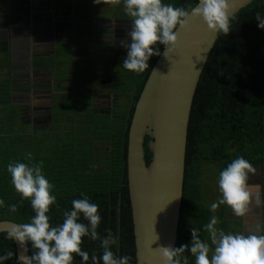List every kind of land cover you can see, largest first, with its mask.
I'll use <instances>...</instances> for the list:
<instances>
[{
  "label": "trees",
  "instance_id": "1",
  "mask_svg": "<svg viewBox=\"0 0 264 264\" xmlns=\"http://www.w3.org/2000/svg\"><path fill=\"white\" fill-rule=\"evenodd\" d=\"M164 2L185 8L196 4V0ZM86 8L84 5L81 12ZM256 11L264 12L262 0H254L229 19L230 32L218 33L197 84L187 129L175 247L189 243L190 227L201 229L198 233L201 239H208L202 228L212 215L201 197L204 166L215 165L220 172L236 156L244 157L253 166L264 163V30L254 20ZM84 12L81 14L84 19L94 18L86 16L88 10ZM158 46L162 51L163 45ZM157 58L150 57L149 69L144 72L127 70L122 80L114 76L110 86L101 83L99 77L91 80L90 85L87 82L91 78L90 66L76 68L72 76L67 74L72 83L67 100L33 112L32 117L48 115L50 119L48 124L35 126L23 118L22 106L12 103L10 95L31 88L40 90L45 83L27 84V89L22 81L13 85L10 75L6 80L0 79V199L5 205H17L14 213L0 208V221L28 222L34 215L29 201L21 200L5 171L11 161L29 163L31 153L32 163L42 162V171L53 184L52 192L57 197L56 204L49 208L51 220L60 222L62 210L70 208L71 201L81 198L83 193L99 206L98 233L104 236L105 229L110 230L117 240L112 250L117 255H129L130 264H135L126 180L127 134L134 105ZM1 65L8 67L7 63ZM122 84L124 88L120 87ZM56 112L63 115L59 121L52 119ZM150 158L146 150V163ZM222 211L217 214V221H222ZM5 236L6 233H0V254L13 251L14 256L5 264H16L14 242ZM81 248L100 253L98 241L84 237ZM28 253L31 254L30 246ZM73 255V264H80V258ZM184 255L188 264H194L187 251Z\"/></svg>",
  "mask_w": 264,
  "mask_h": 264
},
{
  "label": "clouds",
  "instance_id": "2",
  "mask_svg": "<svg viewBox=\"0 0 264 264\" xmlns=\"http://www.w3.org/2000/svg\"><path fill=\"white\" fill-rule=\"evenodd\" d=\"M99 3V0H93ZM121 3V0H116ZM123 10L130 17V30L121 46L126 56L121 66L125 70L140 73L149 69L152 56H168L177 46V29H187L189 19L200 18L210 31L230 32L229 0H196L194 7L185 8L165 3L164 0H122ZM254 20L257 27L264 30V12L256 11ZM158 45H163V53ZM167 54V55H166ZM29 163L11 161L6 164L11 184L27 199L32 215L28 222L16 223L5 238L17 242L25 253L16 255V264H73L74 255L80 264H130L132 257L117 255L112 247L117 244L116 237L105 229L101 236L97 229L101 222L98 205L90 202L81 193V198L73 199L71 207L62 210V220L53 222L48 215L50 206L56 204L53 184L42 171V162ZM256 168L242 156H236L218 174L219 197L209 205V211L228 206L237 217L246 216L250 209L264 205L261 183H249L250 175ZM9 213L17 210L16 204H7L0 199V208ZM261 221H256L255 230L225 232L217 227L216 215H211L202 226L208 239H201V229L190 227V241L179 247L163 245L158 248L162 264H188L187 251L194 258V264H264V229ZM82 237L98 241L99 255L81 248ZM14 252L6 250L0 254V264L12 259Z\"/></svg>",
  "mask_w": 264,
  "mask_h": 264
},
{
  "label": "water",
  "instance_id": "3",
  "mask_svg": "<svg viewBox=\"0 0 264 264\" xmlns=\"http://www.w3.org/2000/svg\"><path fill=\"white\" fill-rule=\"evenodd\" d=\"M253 1L229 0V19ZM176 31V50L167 57L158 56L134 105L128 128L126 180L135 264H162L158 248L175 247L190 111L219 33L210 31L200 18L189 19L187 29ZM145 148L151 156L148 163ZM15 224L0 221V233H7ZM14 247L16 255H29L17 242Z\"/></svg>",
  "mask_w": 264,
  "mask_h": 264
},
{
  "label": "crops",
  "instance_id": "4",
  "mask_svg": "<svg viewBox=\"0 0 264 264\" xmlns=\"http://www.w3.org/2000/svg\"><path fill=\"white\" fill-rule=\"evenodd\" d=\"M102 1L107 3L102 4L104 8L106 5L109 7L111 1L116 3V0ZM81 4H83L82 7L86 5L90 9L96 5L93 0H0V50H4L0 52V58L5 56L9 60L7 64L15 62L13 72L20 73L19 60L14 58L15 50L31 49L32 47H35L36 50H42L41 48L45 43L44 34L49 29L53 31L56 23L63 24V29L60 32L61 36L52 37L53 43L64 42L61 37L65 33H69L67 39L69 42L72 39L75 40V35L72 32L74 20L76 19L79 29L81 26L87 27L80 22L84 19L81 14L85 12H81L80 9V12L75 14V7ZM86 16H89V13ZM92 17H94L92 21L96 20L97 17L100 18V16L95 15ZM93 23L95 24V22ZM39 56L40 54L37 55V57ZM2 63L5 62L2 61ZM16 77L21 78L20 76ZM254 167L256 174L250 175L248 182L261 183L264 186V163ZM261 192L264 194V187L261 188ZM220 210H223V218L221 222L217 221V227L225 232L255 230L257 220L261 221L260 227L264 229V205L260 208L250 209L249 213L243 217L234 216L229 207L220 206Z\"/></svg>",
  "mask_w": 264,
  "mask_h": 264
},
{
  "label": "rangeland",
  "instance_id": "5",
  "mask_svg": "<svg viewBox=\"0 0 264 264\" xmlns=\"http://www.w3.org/2000/svg\"><path fill=\"white\" fill-rule=\"evenodd\" d=\"M104 3H106V2H104L102 0H99V3H95L96 5L93 6V8L90 9V7H87L86 9L83 10V12L88 10L90 12L89 13L90 17L92 15L100 16V17H106L104 15H107V14L114 15L113 14L114 13V9L110 8V7L123 6L122 5V1H121V3H117V2L115 3L113 1H111L110 4H109V7H107V5H106L105 8H104L103 5H102ZM82 5L83 4L75 7V14L80 12V9H81ZM121 9L123 10V7ZM75 20H74V23H73L74 24V29H75V34H74L75 36L74 37L76 38V40H78V38L80 37V38L84 39V40H81V41H87L89 43V48L88 49H90L91 46H94V45L97 48V47H100L101 45H104L105 43H107L103 38H97V36L98 35H103L102 31H104V29H106L108 27V24H106V23L103 24V23H100V22H97L96 24H94L91 19H87L86 18V19H82V21H80V22L83 23L87 27L81 26V29H79V27H77V21H75ZM127 20H128V18H127ZM129 20H130V17H129ZM130 25H131V22H128V26H127L128 29L127 30H130ZM108 28L114 29V28H117V26L114 23H112V25L111 26L109 25ZM62 36H63L62 39H66L67 40L68 36H69V33H65ZM86 36H87V38H86ZM124 39H126V36L124 37ZM96 48H93L92 50H89L88 52H91L92 54H90L88 56L91 57V59L95 58L94 60L97 61V62H107V63H109L108 69L109 70H114V72L116 73L115 76H117V78L119 80H122L123 77L125 76L126 72H127V70H125L121 66L122 60L126 56V49L116 50L114 52V54H115L114 55V59L112 60L111 59L112 55H111V52L109 50L105 53V51H103L102 48H97V49ZM59 52H61V53H59V57H61V60H63L61 62H68L66 58L63 59V57L65 55H67L68 53L67 52L63 53L62 50L59 51ZM74 55H75V57L78 56V59L80 58L78 51L75 52ZM2 61L7 63L9 60L5 56L0 58V79L6 80V79L9 78V70L10 69L8 67H3L4 65H1V64H4V63H2ZM58 61H60V59H58ZM69 61L73 64V61H71V60H69ZM56 62H57V60H53V62H51V64L53 66H55ZM90 62H91V60L90 61L79 60L78 61V65L79 66L77 68H79L82 65H84L82 63L88 64ZM74 64H76V63H74ZM74 64H73V66L75 67ZM88 65H86V66H88ZM68 66H70V65L67 64V63H64V64L60 65V67H61L60 70L67 72V71H69V67ZM19 68H20V66H19ZM13 70H15L14 67H13ZM16 70H18V69H16ZM106 72H108V71L106 70ZM29 76H30V78L26 80L27 82L30 81V79L34 78V75L31 74V71H30ZM38 76H42L43 79L46 78L45 74H40ZM10 79H11V82H13V85H16V84H18V82L22 81L21 78H17V77L16 78L13 77V79L12 78H10ZM95 80H97V79L95 78ZM31 81H30V83H31ZM53 83H54V86L52 88V94L54 96L52 98H51V92L50 91L43 90L44 92H42V94H41V93H38L36 91H32V90H34L33 88H31L30 89L31 91L29 90L28 92H13V93H11V95H10L11 102L19 104V105L22 106V112L25 114V116H23V118H28L29 119V123L31 124V126H35L36 123H37L36 125H39V124H42V123H45V124L50 123V119H49L48 115L43 116L42 118L36 116L37 118H35V116L32 117V111H35L36 109H40V108H46L48 106H53V107L54 106H58L61 103V101L67 100V98H68V96H69V94L71 92V90L69 88L70 84H72L71 83V79L69 77H66L64 79L62 78V80H59V81H56V82H53ZM122 86H124V85H121L120 87H122ZM119 90H122V89L120 88ZM35 104H37V105H35ZM102 107H105V105H103ZM59 110H60V106H59ZM59 116H63V115L61 113H57L56 112L52 116V119L53 120L55 119L54 121H59L60 120ZM218 174H219L218 167L216 168V166L212 165V164L206 165L202 169L201 197H202L203 205L207 208L208 211H209V205L213 201L217 200L219 195H220L219 190H218V186H217ZM221 206H224L226 208L228 207V206H225V205H221ZM219 212H220V206L215 210L214 213L213 212H210V213L212 215L213 214L216 215V217H217V214Z\"/></svg>",
  "mask_w": 264,
  "mask_h": 264
},
{
  "label": "flooded vegetation",
  "instance_id": "6",
  "mask_svg": "<svg viewBox=\"0 0 264 264\" xmlns=\"http://www.w3.org/2000/svg\"><path fill=\"white\" fill-rule=\"evenodd\" d=\"M114 9V15H104L106 17H100L99 19L97 18L96 20H93L92 22H95V24L97 22L100 23H106L111 26L112 23H114L117 28L111 29V28H106L104 29L103 35H98L97 38H103L107 43H105L104 45H101L100 47L97 48H102L103 51H105V53L109 50L111 52V59H114V52L116 50H120V49H124L121 46V40H124V37L126 36L127 33V26H128V22H130L129 17H127V15L124 13V10H122V6H115V7H111ZM112 9V10H113ZM108 16V17H107ZM128 18V20H127ZM63 29V24H59L56 23L54 25L53 31L52 30H48L46 32V34H44V39H45V43L44 46L41 48L42 50H36L35 47L30 48H23V49H18L15 50V59L19 60L18 61V65L21 68V72L20 73H16L13 72V67L15 68L14 64L15 62H10L8 63V68L10 69L9 71V75L10 78L13 79V77L15 76H20L22 83L25 84L27 86L28 89V85L31 86L30 84H36L37 81H41L45 83V87H43L40 90H32V91H36L38 93L44 92L43 90H47L51 92V98H52V88L54 86L53 82L62 80V78H66L72 76V74L74 73L75 69L79 66L78 65V61L79 60H84V61H90V63L86 64V63H82L84 65V67H87L86 65L90 66L89 68V74L90 77L89 79H87L88 83H90L91 85V80H94L95 77H99V80L101 81V83H106L109 86L112 84V82L115 81V75L114 70H109L108 69V65L109 63L107 62H97L94 59H91V57H89L88 55L92 54L91 52H88L89 50H92L93 48H96V46H91L90 49L89 48V43L87 41H81L84 40L82 38H78V40H74L72 39L71 42H69L68 40H64L62 39V41L60 44L58 42L53 43L52 42V37H59L61 30ZM67 30V29H65ZM108 32H107V31ZM73 34H75V29L72 30ZM100 33V32H99ZM61 36V35H60ZM62 38V37H61ZM87 38V36H86ZM81 41V42H80ZM95 44V43H94ZM96 48V49H97ZM63 51L67 52L68 54L65 55L63 57L67 59L68 62H61L63 60H61V57H59V51ZM114 50V51H113ZM4 50H0V52H3ZM79 52V56L80 58L78 59V56L75 57L74 53L75 52ZM40 54L39 57H37V55ZM103 54V53H102ZM58 59H60V61H58ZM53 60H57L56 65L53 66L51 64V62H53ZM73 61V64L75 65V67L73 66V64L69 61ZM76 60V61H75ZM111 60V61H112ZM67 63L70 66L69 67V71H67L65 73V71H61L60 70V65ZM58 67V68H57ZM77 69H80L77 68ZM86 70V69H85ZM106 70L108 72H106ZM34 75V78L30 79V81H26L27 79L30 78L29 74ZM69 73V75H67ZM40 74H45L46 78L43 79L42 76H38ZM88 74V72H87ZM39 77V78H38ZM71 79V77H69ZM118 81V80H117ZM21 82V81H20ZM36 82V83H35ZM19 83V82H18ZM28 84V85H27ZM117 84V82H116ZM123 85V84H122ZM125 86H122V88H124ZM31 91V90H30ZM28 92V91H26ZM40 94V95H41ZM56 95V94H55ZM37 102V101H36ZM37 105V104H35ZM33 112H38L37 109ZM43 117V115L41 116V118Z\"/></svg>",
  "mask_w": 264,
  "mask_h": 264
}]
</instances>
